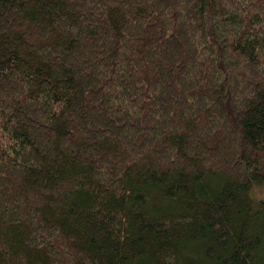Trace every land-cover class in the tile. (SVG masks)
Returning <instances> with one entry per match:
<instances>
[{"label":"trees","instance_id":"16d2710c","mask_svg":"<svg viewBox=\"0 0 264 264\" xmlns=\"http://www.w3.org/2000/svg\"><path fill=\"white\" fill-rule=\"evenodd\" d=\"M264 0H0V264H264Z\"/></svg>","mask_w":264,"mask_h":264},{"label":"rangeland","instance_id":"374dc122","mask_svg":"<svg viewBox=\"0 0 264 264\" xmlns=\"http://www.w3.org/2000/svg\"><path fill=\"white\" fill-rule=\"evenodd\" d=\"M252 194L255 198H263L264 199V187H255L252 189Z\"/></svg>","mask_w":264,"mask_h":264}]
</instances>
